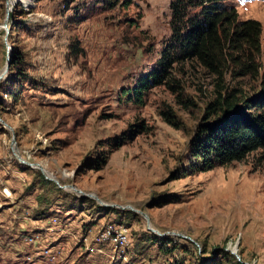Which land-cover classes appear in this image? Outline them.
<instances>
[{
	"label": "rangeland",
	"instance_id": "374dc122",
	"mask_svg": "<svg viewBox=\"0 0 264 264\" xmlns=\"http://www.w3.org/2000/svg\"><path fill=\"white\" fill-rule=\"evenodd\" d=\"M171 1L0 0V264H264L261 152L192 169L216 79L187 65L175 90L142 89ZM228 5L261 23L264 63V0Z\"/></svg>",
	"mask_w": 264,
	"mask_h": 264
},
{
	"label": "trees",
	"instance_id": "16d2710c",
	"mask_svg": "<svg viewBox=\"0 0 264 264\" xmlns=\"http://www.w3.org/2000/svg\"><path fill=\"white\" fill-rule=\"evenodd\" d=\"M108 1L110 4L105 0L104 4L110 9L125 3V0ZM19 8L25 12L21 5ZM169 9L170 37L142 89L167 86L175 90L180 83L173 76L177 67L189 65L201 69L216 79V93L207 106V122L198 127L191 144L193 171L209 172L242 162L256 152H261L264 162L261 23L252 19L239 21L237 10L228 5V0H172ZM11 28L14 30L15 26ZM25 58V54L15 48L6 79L8 84L16 83L17 71H21ZM229 79H251L257 86L247 92L242 87H230ZM35 81L34 77L25 78L28 83ZM3 86L0 83V88ZM10 90L1 91L7 96L14 95L13 89ZM142 93L139 91L137 95ZM171 118L170 113H165L164 120L172 125ZM137 129L138 134L145 132V123L139 122ZM46 214L41 212L40 215L45 218Z\"/></svg>",
	"mask_w": 264,
	"mask_h": 264
},
{
	"label": "water",
	"instance_id": "95a60500",
	"mask_svg": "<svg viewBox=\"0 0 264 264\" xmlns=\"http://www.w3.org/2000/svg\"><path fill=\"white\" fill-rule=\"evenodd\" d=\"M7 15H8V17H9V8H8V11H7ZM5 29H6V31H7V34L9 33V28H8V25L6 24V26H5ZM8 70H9V66H7L6 67V72L5 73H7L8 72ZM0 122H2V123H4L6 126H8L2 119H1V117H0ZM96 199H98V198H96ZM99 200V199H98ZM234 255H236L237 257H238V255L235 253ZM238 259H239V257H238ZM245 264H247V263H245Z\"/></svg>",
	"mask_w": 264,
	"mask_h": 264
},
{
	"label": "bare ground",
	"instance_id": "6f19581e",
	"mask_svg": "<svg viewBox=\"0 0 264 264\" xmlns=\"http://www.w3.org/2000/svg\"><path fill=\"white\" fill-rule=\"evenodd\" d=\"M3 76H4V71L0 73V81L3 78ZM46 175L49 177V179L54 180V177L51 174L47 173V171H46Z\"/></svg>",
	"mask_w": 264,
	"mask_h": 264
}]
</instances>
